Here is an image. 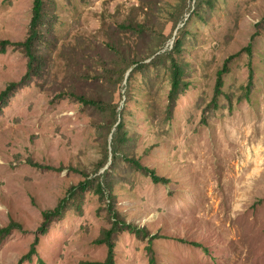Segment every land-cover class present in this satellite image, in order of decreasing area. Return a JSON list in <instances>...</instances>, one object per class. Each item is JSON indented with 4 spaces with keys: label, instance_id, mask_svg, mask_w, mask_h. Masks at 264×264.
<instances>
[{
    "label": "rangeland",
    "instance_id": "1",
    "mask_svg": "<svg viewBox=\"0 0 264 264\" xmlns=\"http://www.w3.org/2000/svg\"><path fill=\"white\" fill-rule=\"evenodd\" d=\"M47 2L51 28L39 52L49 72L0 106V227L22 228L0 237V264L19 263L43 211L64 198L63 218L23 264L103 262L108 246L95 241L116 214L136 227L115 235V264H264V0ZM34 5L0 0V40L27 39ZM132 20L146 31L128 29ZM107 42L137 50L121 82L126 66ZM172 58L186 83L175 102ZM29 60L23 47L0 51V94L26 77ZM66 91L110 100L111 132L109 114ZM122 121L128 135L117 147ZM86 180L94 186L70 196Z\"/></svg>",
    "mask_w": 264,
    "mask_h": 264
},
{
    "label": "trees",
    "instance_id": "2",
    "mask_svg": "<svg viewBox=\"0 0 264 264\" xmlns=\"http://www.w3.org/2000/svg\"><path fill=\"white\" fill-rule=\"evenodd\" d=\"M49 12H48V2L47 0H35L34 5V15L31 23V32L26 40L24 41H13L11 39H3L0 40V51L5 52L10 46L16 45L18 47H23L29 57V71L26 75V77L22 81H14L12 82L1 94H0V103L3 107V105L8 104L10 97L23 85L27 82V80L33 76H40L42 73H46V71L49 72L45 68L46 59H45V53L39 52V44H41L43 41V38H45V35H47L48 30H50V21H49ZM131 26V27H130ZM147 24L139 21L133 22L130 21L129 28L128 29H136L139 31H146ZM127 29V28H126ZM176 45H179L181 43V39L179 36L175 39ZM127 43H119V42H107L106 48L108 53H113L118 55L119 59L125 64L126 68L125 71L121 74V70H119L120 78L119 82H121L124 79L125 73L128 71V69L135 66L138 61H135L136 52L135 50L133 52V49L128 46ZM233 55H230L228 58H226L223 66L218 70L217 72V81H216V95L222 94V87L224 86V76L229 71V62L231 60ZM173 59L172 63V89H171V99L173 102L177 99L179 93L181 92L183 86H185V82L182 79L183 71L180 67V65L177 63V61ZM114 73H116L115 70H113ZM254 69H251L250 72V78L253 77ZM65 97H70L76 100L77 102H80L86 106H91L94 108H97L101 111H104L108 115L107 124L108 127H103L105 130H108L110 133L113 126L117 124L118 118H117V110L116 106L110 102V100H105L100 97H87L84 94H78L76 91H66ZM116 135V136H115ZM126 132V123L125 121H122L119 123L116 133H114V136L117 137L114 141V145L119 147L121 143L125 142V137H127ZM127 161L130 162L132 165L136 166L139 170L145 171L146 173L150 174L152 176V179L157 183H167L169 180L159 176L155 170L148 169L144 167L139 161H137L135 158H127ZM31 165H34L36 167L49 169L52 168L49 166H44L41 164L34 163L33 161H30ZM84 173V172H83ZM94 186L93 182L90 180H86L84 182H81L80 192L77 190V188L73 187V189L70 190V196L72 195H78L79 193H84V191L88 190ZM111 187L109 186V190ZM99 194L104 193L103 185L98 184L97 189ZM112 193V189H111ZM69 198L62 199L59 204L54 208L50 210L43 211V221L41 225L38 228L37 236L34 240V242L31 245L30 251L24 255L18 264H23L26 261H30L33 259V256L37 254V246L40 242V236L45 235L49 232L51 225L56 220H59L63 218L64 211L66 210V207L68 205ZM116 217L119 222H116L114 226L111 229L104 230L103 234L95 241L97 244H106L108 246V255L106 259L103 262H83L81 264H115V249H116V241H115V235L120 233L121 230H133V227H136L133 224L127 223L125 221H122V216L119 214H116ZM121 220V221H120ZM15 229H22L19 223H16L15 221H11V223L5 227H0V237L5 238L8 235H10ZM141 233V232H139ZM151 249V248H150ZM40 264H45L43 260H40Z\"/></svg>",
    "mask_w": 264,
    "mask_h": 264
}]
</instances>
